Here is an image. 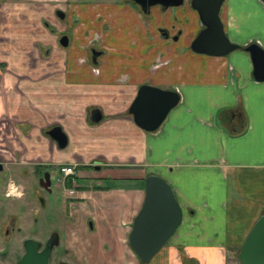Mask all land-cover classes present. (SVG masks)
I'll return each mask as SVG.
<instances>
[{
    "label": "crops",
    "instance_id": "obj_1",
    "mask_svg": "<svg viewBox=\"0 0 264 264\" xmlns=\"http://www.w3.org/2000/svg\"><path fill=\"white\" fill-rule=\"evenodd\" d=\"M40 4L17 7L26 17L34 13L40 25L36 22L35 41L50 46L49 53L43 51V59L35 58L36 67L26 70L22 46L14 58L17 69H8V43L0 42L6 50L0 58L6 66L0 71L5 88L0 113L22 143L13 146L15 154L57 176L61 204L67 201L73 219L64 230L72 237L75 258L83 256L88 264H241L236 254L264 215V81L253 79L249 55L193 52L189 46L202 23L187 2L178 11L153 8L148 15L123 0L90 9L77 4L79 24L73 23L72 10L63 18L69 30L62 31L75 30L66 47L57 42L59 33L41 24L42 15L54 10ZM219 16L234 41L252 17H261L264 28V3L224 0ZM16 25L8 23V28L23 29ZM160 28L180 35L165 38ZM90 33L97 34L103 49L97 64L82 49ZM261 37L254 33L241 41L263 47ZM8 73L30 79L9 81ZM143 84L180 96L154 131L137 126L128 112ZM93 109L100 112L97 122L91 119ZM54 126L66 137L63 147L47 134ZM97 161L98 169L92 166ZM65 165L74 166V174L63 176L60 167ZM150 174L171 186L182 219L150 261L142 263L128 234ZM70 188L75 193L68 195Z\"/></svg>",
    "mask_w": 264,
    "mask_h": 264
},
{
    "label": "water",
    "instance_id": "obj_2",
    "mask_svg": "<svg viewBox=\"0 0 264 264\" xmlns=\"http://www.w3.org/2000/svg\"><path fill=\"white\" fill-rule=\"evenodd\" d=\"M139 4L144 13L146 7L161 5L162 10L176 7L183 0H132ZM224 0H190L191 7L196 10L202 28L190 43V49L199 54L223 56L234 50L242 49L249 55L252 65V77L255 81H264V48L258 42L240 45L231 42L224 32L219 12ZM264 3V0H260ZM159 32L165 38L169 37L167 29ZM178 38L177 34L172 40ZM63 47L68 45L67 35L59 39ZM100 52L91 50V61L97 64ZM180 96L176 90L162 89L150 84L140 85L137 94L131 102L128 112L137 126L146 130H156L165 119L168 112L179 102ZM91 119H100L98 109L91 111ZM47 134L57 141L60 147L65 146L66 137L60 127L54 126ZM98 169L99 166H96ZM1 169V167H0ZM39 184L51 192V176L45 171L39 179ZM144 199L133 218L128 243L142 263L150 261L152 256L164 245L181 223L182 208L176 199L168 182L157 174H150L144 180ZM59 236L51 233L41 247V243L28 237L23 240L24 252L15 264H49V256L53 247L58 245ZM241 264H264V215H261L247 234L242 246L236 254ZM62 264H69L63 262Z\"/></svg>",
    "mask_w": 264,
    "mask_h": 264
},
{
    "label": "rangeland",
    "instance_id": "obj_3",
    "mask_svg": "<svg viewBox=\"0 0 264 264\" xmlns=\"http://www.w3.org/2000/svg\"><path fill=\"white\" fill-rule=\"evenodd\" d=\"M108 1L112 2L122 0H0V42L8 43L7 51L10 53L8 59V69H10V67L17 69V60L14 58L16 57V49H21L22 46L25 47L24 49L26 50V70H33L37 64L35 58L36 60L37 57L38 59H43V51L46 48L50 49V46L44 47L35 41V26L40 25L38 19L34 16V13L31 11L27 17L24 13L22 15V8L17 7L18 4H27L32 6L35 2H39L43 7L45 5L52 7L51 11L54 9H60L69 13V11L72 10L73 12L70 11L69 14L76 17V19L74 18L73 23L77 24L79 21V11L76 9L77 4H81L82 8L87 6L90 9V7L92 8V5ZM179 8L180 7L176 8L177 11ZM42 16L44 21L51 23L52 26H54L57 33H60L63 29L64 31L69 30L65 21H60L59 18L53 14V12L50 16L46 14H43ZM251 19L252 21L244 22L247 23L245 24V28L239 38H234L233 41L231 40V36L229 37L231 42L243 45L241 40L245 41V39H248V36L254 35V33L259 34L260 37L262 36L261 39L264 40V35H262L264 28L262 29L261 27V17L258 19L259 23L255 17H252ZM44 21H41L42 25ZM8 23L9 25L10 23H17L18 28L23 27V29H19L18 31L16 29L12 30L11 27L8 28ZM22 30L24 31L21 32ZM74 32V28H70L69 34L72 37H74ZM93 34L97 37V34L95 33H90L87 37L93 38ZM79 36H81V34ZM88 38L84 40V43H82V49L83 51L85 50L87 54L88 47L90 46L87 44ZM236 39L241 41V43L236 42ZM254 41L256 40L254 39ZM96 43L97 42H93V44ZM2 49V44H0V58H5L6 50ZM229 54L232 57L238 58L244 55L245 51L237 49ZM18 62H20V60H18ZM10 76L11 73H8V80L14 81L15 79V82L20 79H30L29 76L25 75H18L17 77ZM2 79L3 78L0 76L1 81ZM1 81L0 91L1 89L3 91L0 92V94L5 93V88L3 87V83H1ZM14 86V88H17V83H15ZM1 101H3V98L0 100V103ZM1 117L3 118V115L0 113V149L4 148L5 150H10V153L8 154L0 151V165L2 167L0 170V264H15L17 262L24 252L23 240L25 238L31 237L43 244L45 239L53 231L59 234V244L53 250L50 264H56L59 260H65L72 264H88L86 258L83 256H80V259H76L75 257L77 256L72 253V249L69 247L72 244V237L70 234H66L64 225L73 224V219L69 217L68 211L66 210L67 201L61 204V190H58L55 187L57 176L52 175L51 177V194L45 193L39 186V179L43 174L42 171H40L41 168L37 167L33 161H25L21 155L19 156L20 153L17 155L15 154L12 148L16 144L18 145L21 143V141L14 133L10 132V128L12 129V127L7 128V124L2 122ZM17 126H19V128L23 127L21 124ZM36 163H38V161ZM94 164L99 165L100 161H97ZM10 182H14V184L18 186V190H22V196L19 198H17L16 195L6 196L7 187ZM38 196H42L43 204L39 202L37 198ZM76 255H79V252L76 253Z\"/></svg>",
    "mask_w": 264,
    "mask_h": 264
},
{
    "label": "flooded vegetation",
    "instance_id": "obj_4",
    "mask_svg": "<svg viewBox=\"0 0 264 264\" xmlns=\"http://www.w3.org/2000/svg\"><path fill=\"white\" fill-rule=\"evenodd\" d=\"M123 1H126V2H129V4L130 5H132L134 8H136L139 12H140V14H142V15H148L150 12H151V10L153 9V8H157L159 11H162V12H166V11H168V10H170V9H175V8H178V7H182V6H184L185 5V3L187 2L188 4H189V6L191 7V5H190V0H183V2H182V4H180V5H178V6H176V7H167L165 10H162V8H161V5H158V4H156V5H152V6H150V7H146V10H147V12L146 13H144L143 11H142V9H141V7H140V5L139 4H137V3H135L134 1H132V0H123ZM192 8V7H191ZM193 9V8H192ZM194 10V9H193ZM54 14H55V16H57L58 18H59V20L61 21V20H63V18L65 17V15H67V12L65 13V11H62V10H60V9H54ZM73 16V18H72V20L74 21V18L76 19V17L74 16V15H72ZM44 24L49 28V30L50 31H55V29L54 28H52V26L48 23V22H46V21H44ZM164 29H166V28H164ZM160 34H161V32H160ZM175 34H177V36H179L180 35V31L179 30H175L174 32H173V34H171L170 35V33H169V36L170 37H173ZM63 35H67L65 32H63V31H61L59 34H58V36H57V42L59 43V39L63 36ZM94 36V35H93ZM162 36V35H161ZM67 37H68V35H67ZM164 37V36H163ZM99 41H100V38H98V36L97 37H93V38H90V40H89V42H88V44L90 45L89 47H88V56H89V58H90V60H91V50L92 49H95V50H97V51H99L100 52V55L103 53V49L100 47V45H99ZM93 42H97L96 44H93ZM92 43V44H91ZM68 44H69V38H68ZM48 53H49V49L48 48H46L45 50H44V54L45 55H48ZM100 55H98V56H100ZM6 66L2 63V62H0V71H1V68H2V70H4V68H5ZM6 69V68H5ZM1 166V165H0ZM93 167L95 166H98L97 164H93L92 165ZM46 171V170H45ZM44 170L42 171V173H44L45 172ZM49 173H50V176L52 177V172L51 171H48ZM74 172H75V168H74ZM74 172H73V174H74ZM57 173V172H56ZM43 175V174H42ZM42 177V176H41ZM11 184H13L14 186H15V188H16V190H18V186H16L13 182H10ZM10 183H9V185H10ZM9 185H8V187H7V193H6V196H10V195H8V193L10 192V187H9ZM41 189L45 192V193H47V194H51V192H49V191H47V190H45L44 188H42L41 187ZM51 191H52V180H51ZM18 192H22V190L20 189V190H18ZM74 193H75V190H74ZM73 193V194H74ZM11 196H15V195H11ZM38 198V200H39V202L41 203V204H43V198H42V196H38L37 197ZM88 225L89 226H92V222H89L88 221ZM53 232H55V231H53ZM53 232H51V233H53ZM50 233V234H51ZM57 233V232H56ZM49 234V235H50ZM58 234V233H57ZM58 236H59V234H58ZM47 239V238H46ZM45 239V240H46ZM45 242V241H44ZM44 242H43V244H41V247L44 245ZM59 244V243H58ZM58 245H56L55 247H57ZM55 247H53V249L51 250V254H50V256H49V264H50V260H51V257H52V254H53V250H54V248ZM63 262H67V263H69V264H72V263H70V262H68V261H63V260H59L56 264H62Z\"/></svg>",
    "mask_w": 264,
    "mask_h": 264
},
{
    "label": "built area",
    "instance_id": "obj_5",
    "mask_svg": "<svg viewBox=\"0 0 264 264\" xmlns=\"http://www.w3.org/2000/svg\"><path fill=\"white\" fill-rule=\"evenodd\" d=\"M73 172H74V166L65 165V166L60 167V173L63 176H67V175L73 174ZM10 191H11V189H10ZM73 193H74V190L72 188L67 190V194L68 195H71Z\"/></svg>",
    "mask_w": 264,
    "mask_h": 264
},
{
    "label": "clouds",
    "instance_id": "obj_6",
    "mask_svg": "<svg viewBox=\"0 0 264 264\" xmlns=\"http://www.w3.org/2000/svg\"><path fill=\"white\" fill-rule=\"evenodd\" d=\"M9 187L11 191L8 193V195H16L17 198L22 196V193L18 192L13 184L10 183Z\"/></svg>",
    "mask_w": 264,
    "mask_h": 264
},
{
    "label": "trees",
    "instance_id": "obj_7",
    "mask_svg": "<svg viewBox=\"0 0 264 264\" xmlns=\"http://www.w3.org/2000/svg\"><path fill=\"white\" fill-rule=\"evenodd\" d=\"M67 185H70V182H68Z\"/></svg>",
    "mask_w": 264,
    "mask_h": 264
}]
</instances>
